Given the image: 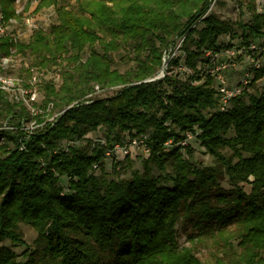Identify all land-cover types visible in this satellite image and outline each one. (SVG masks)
Returning a JSON list of instances; mask_svg holds the SVG:
<instances>
[{
	"label": "trees",
	"instance_id": "1",
	"mask_svg": "<svg viewBox=\"0 0 264 264\" xmlns=\"http://www.w3.org/2000/svg\"><path fill=\"white\" fill-rule=\"evenodd\" d=\"M15 1L0 0L6 21L19 17ZM63 2H38L35 12L57 7L58 22L49 31L35 29L25 42L0 37L1 54L15 49L33 57L27 79L64 67L60 85L53 78L41 83L46 112L37 118L43 127L28 139L21 126L32 119L29 110L0 92V127L6 121L17 127L0 129V264H264V92H249L264 77V62L227 111L220 110L214 80L204 72L207 51L231 47L234 39L250 44L264 38L256 0H248L252 20L239 21L241 32L210 11L212 0ZM223 35L228 43H221ZM179 40L193 73L156 78ZM128 46L135 64L122 72L113 67V54ZM178 63L173 57L168 67ZM97 86L119 89L101 98ZM99 128L105 129L104 144H74ZM143 134L151 148L144 172L106 179V149ZM188 134L215 166L193 165L194 148L184 144ZM225 175L232 189L221 186ZM181 219L191 223L195 237L223 241L222 256L204 263L192 248L180 249ZM20 223L37 231L33 247ZM5 240L24 246L26 260L1 246Z\"/></svg>",
	"mask_w": 264,
	"mask_h": 264
},
{
	"label": "rangeland",
	"instance_id": "2",
	"mask_svg": "<svg viewBox=\"0 0 264 264\" xmlns=\"http://www.w3.org/2000/svg\"><path fill=\"white\" fill-rule=\"evenodd\" d=\"M243 6L241 4V0H212L211 5V12L217 14L221 19H225L231 21L235 25V29L238 32H241V29L238 26L239 21L250 22L252 20V12L249 9L247 3L248 0H242ZM39 0H16L14 3V7L16 9L17 14V22L10 24L9 29L12 33L16 36H19L18 41H28L32 32L27 30L25 24L23 22L24 17H31V19L35 22V25L38 29H44L49 31L51 27L58 22L57 18V7L52 5L50 7H46L41 9L38 12H35ZM30 3V7L26 10L27 5ZM65 4L73 5L75 4V0H64ZM257 9L259 12L264 13V0H256ZM0 13L1 8H0ZM230 40L229 35H223L220 39L221 43L225 44L228 43ZM262 40V39H261ZM238 39H234L233 43L236 44ZM181 41H178L177 47L172 54L170 52L165 53L164 64L161 68L160 75L162 71H164L165 75H178L181 79H187L193 72L192 70L186 65V55L183 52L181 47ZM15 49H13V53L10 56H5L0 53V68L3 70L4 66H2V62L4 61L3 58H7V66H5V71L8 73H12L27 79V72L28 66L33 63V57L30 55H19L15 53ZM134 51L131 46L122 48L120 51L113 54V67L118 68L120 71H126L130 69L135 64L134 59ZM179 57V63L174 64L168 67L169 62L172 58ZM248 60L246 57H242L237 64V67L232 69L228 73V77L232 82H237L240 80L242 74L247 71L248 68ZM56 71H49V72H39L44 80L55 79L56 82L60 85L62 83V78L59 77L63 72L64 67L59 65L55 67ZM169 68V69H168ZM58 85V86H59ZM119 87H111V88H104L100 89L99 91L95 92V96L97 97H108L116 93ZM249 92L252 94H260L264 92V77L259 79L253 86L249 88ZM43 95L44 92L42 91ZM56 116V113L53 116L47 118L49 121L53 120ZM43 125H40L39 128H42ZM233 133H230V136ZM105 129L99 128L96 131H92L88 133L85 137V140L77 141L76 145H87V140H92L94 142H101L104 143L105 140ZM128 135L125 137V142H128ZM3 141V138L0 137V142ZM191 144L194 148V152L189 156L193 165L197 168L202 167H209L215 166L217 164L216 159L207 153V150L201 145V142L194 137L193 135H189L187 144ZM223 152L230 156L232 151L229 149L223 150ZM186 154V153H185ZM149 154L144 153L143 149H134L132 153L129 155H124L119 153L118 155L108 156V158L104 159V170L103 174L106 179H112L116 177H130L133 170H139L144 172L145 170V163L144 160L147 159ZM188 157V155L186 154ZM238 159L235 158L234 161L236 162ZM118 162L116 171L118 174L112 173L113 166L115 163ZM153 172L155 174H160L161 171L155 166V164H151ZM99 175H101L102 170L97 171ZM220 184L225 189L229 190L233 187L229 183V177L225 175L223 178L220 179ZM245 190L250 193L251 192V185L250 184H242ZM178 229V241L180 249L185 247H190L193 249L194 254L202 260L204 263H212L217 257L222 256V249L225 248L224 242L222 241L221 244H216L214 238L211 237H195L191 223L188 220L181 219L177 224ZM19 230L23 234V238L28 245L31 247L34 246V242L37 239V231L24 223H20ZM1 246L6 247L8 249L13 250L17 255L19 261H25L26 257L24 256L25 247L20 245H14L9 240H5L1 243ZM234 246L237 248V240L234 241Z\"/></svg>",
	"mask_w": 264,
	"mask_h": 264
},
{
	"label": "built area",
	"instance_id": "3",
	"mask_svg": "<svg viewBox=\"0 0 264 264\" xmlns=\"http://www.w3.org/2000/svg\"><path fill=\"white\" fill-rule=\"evenodd\" d=\"M16 18H11L9 21L4 19L2 13H0V37L10 38L13 41H18L19 36L14 35L9 29V25L16 23ZM23 22L27 30L33 32L38 29L35 22L31 17H24ZM181 43L183 40H180ZM13 53V51H12ZM171 54V52H170ZM205 56L209 59L207 65H205L204 72L209 74L215 83V87L218 91L220 110L227 111L230 108L233 98L241 95L245 88L249 86L252 81L253 73L255 70L260 69L264 62V38L259 41L251 42L250 44H243L237 42L231 47H226L220 51L213 52L207 51ZM246 57L248 60V68L245 71L240 80L232 82L228 77V73L237 67L238 61L241 58ZM2 66L3 70H0V92H2L6 99L13 103H20L27 107L32 119L29 121L23 120L21 128L26 131L25 138L28 139L31 134L36 131L40 125L37 116H43L46 112L42 106L44 95L40 88L43 78L39 72H33L32 75L26 79L21 76L6 72L5 66H7V58H3ZM165 73L162 71L156 78L164 77ZM60 77V76H59ZM97 91L100 87H96ZM50 110V107L49 109ZM17 128L9 126V122L6 121L0 129ZM191 134H188V137ZM147 134L136 136L131 138L126 143H116L106 149L105 158L108 156L118 155L119 153L124 155H130L134 149H143L144 153L149 154L151 148L147 144ZM105 143V142H104ZM103 143V144H104ZM172 141L165 144V149H169ZM187 144V141L184 142ZM25 145H21V149H24ZM95 170H99V165H94Z\"/></svg>",
	"mask_w": 264,
	"mask_h": 264
},
{
	"label": "water",
	"instance_id": "4",
	"mask_svg": "<svg viewBox=\"0 0 264 264\" xmlns=\"http://www.w3.org/2000/svg\"><path fill=\"white\" fill-rule=\"evenodd\" d=\"M154 80V79H153Z\"/></svg>",
	"mask_w": 264,
	"mask_h": 264
}]
</instances>
